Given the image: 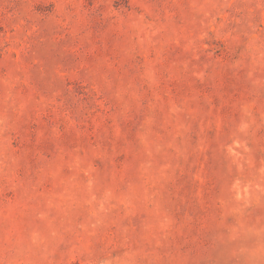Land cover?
Segmentation results:
<instances>
[{
	"label": "rangeland",
	"instance_id": "rangeland-1",
	"mask_svg": "<svg viewBox=\"0 0 264 264\" xmlns=\"http://www.w3.org/2000/svg\"><path fill=\"white\" fill-rule=\"evenodd\" d=\"M0 264H264V0H0Z\"/></svg>",
	"mask_w": 264,
	"mask_h": 264
}]
</instances>
